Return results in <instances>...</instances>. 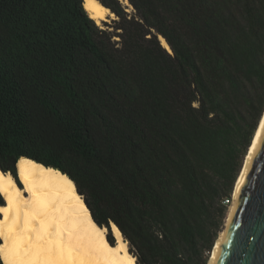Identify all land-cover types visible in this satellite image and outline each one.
Returning a JSON list of instances; mask_svg holds the SVG:
<instances>
[{
	"label": "trees",
	"instance_id": "obj_1",
	"mask_svg": "<svg viewBox=\"0 0 264 264\" xmlns=\"http://www.w3.org/2000/svg\"><path fill=\"white\" fill-rule=\"evenodd\" d=\"M98 1L104 27L0 0V170L66 174L136 264H206L264 109V0Z\"/></svg>",
	"mask_w": 264,
	"mask_h": 264
},
{
	"label": "bare ground",
	"instance_id": "obj_2",
	"mask_svg": "<svg viewBox=\"0 0 264 264\" xmlns=\"http://www.w3.org/2000/svg\"><path fill=\"white\" fill-rule=\"evenodd\" d=\"M82 5L97 24L116 17L98 0H82ZM160 40L169 49L165 39L160 36ZM15 168L20 186L10 173L0 170V193L4 199V204L0 205L3 264H136L117 226L110 225L114 238L111 243L107 239V228L93 221L83 198L66 174L31 159L19 161ZM229 210L230 206L226 220Z\"/></svg>",
	"mask_w": 264,
	"mask_h": 264
},
{
	"label": "water",
	"instance_id": "obj_3",
	"mask_svg": "<svg viewBox=\"0 0 264 264\" xmlns=\"http://www.w3.org/2000/svg\"><path fill=\"white\" fill-rule=\"evenodd\" d=\"M208 264H264V110Z\"/></svg>",
	"mask_w": 264,
	"mask_h": 264
},
{
	"label": "rangeland",
	"instance_id": "obj_4",
	"mask_svg": "<svg viewBox=\"0 0 264 264\" xmlns=\"http://www.w3.org/2000/svg\"><path fill=\"white\" fill-rule=\"evenodd\" d=\"M122 3V5H124V6H126L127 8V11H132V7H131V5H127V4H124L123 2H121ZM116 17H109V19H107V20H101V22L99 23V25L101 26V27H104V25H103V22H108V23H111V22H113L112 20L113 19H115ZM115 39H117V37H115ZM248 151V150H247ZM247 154V153H246ZM246 156V155H245ZM244 160H245V157H244ZM244 160H243V162H244ZM243 165V164H242ZM242 167V166H241ZM240 172V171H239ZM233 191H234V187H233V190H232V194H231V198H230V201L229 202H227V206H226V211H225V213H224V216L222 217V221H221V225H220V227H219V230H218V232H217V237H216V239L218 238V236L220 235V232L223 230V227H224V224H225V220H226V215H227V210H228V208H229V206H231V201H232V196H233ZM109 234H111V232H109V230H107V235H109ZM108 239V238H107ZM216 239H215V241H216ZM215 241H214V243H215ZM109 242H111V241H109ZM213 246H214V244H213ZM212 249H213V247H212ZM212 249H211V252H212ZM130 252V251H129ZM211 252L209 253V257H210V255H211ZM209 259V258H208ZM208 261V260H207ZM207 264V263H206Z\"/></svg>",
	"mask_w": 264,
	"mask_h": 264
},
{
	"label": "built area",
	"instance_id": "obj_5",
	"mask_svg": "<svg viewBox=\"0 0 264 264\" xmlns=\"http://www.w3.org/2000/svg\"><path fill=\"white\" fill-rule=\"evenodd\" d=\"M228 201H229L228 199H226V198L224 199V203H227Z\"/></svg>",
	"mask_w": 264,
	"mask_h": 264
}]
</instances>
